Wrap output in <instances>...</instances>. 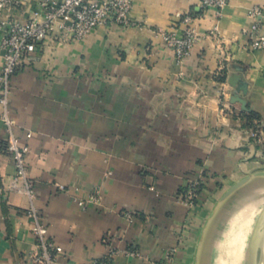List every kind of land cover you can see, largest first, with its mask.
<instances>
[{
	"label": "crops",
	"instance_id": "crops-1",
	"mask_svg": "<svg viewBox=\"0 0 264 264\" xmlns=\"http://www.w3.org/2000/svg\"><path fill=\"white\" fill-rule=\"evenodd\" d=\"M24 1L6 15L26 21L34 1ZM254 4L264 0H227L217 14L201 11L199 0H133V21L178 34L182 13L200 14L198 39L179 64L153 29L139 25L99 26L69 42L47 39L21 60L10 77L8 109L18 142L29 147L25 163L55 264H93L110 252L114 264H149L172 249L171 264H209L215 226L261 178L224 200L223 193L264 170V49L246 46ZM259 19L264 32V10ZM232 73L247 82L240 93L247 111L229 102ZM243 112L259 117L257 141ZM6 139L0 119V264H32L28 199L6 189L15 170ZM199 171L204 186L188 209L179 197ZM95 188L100 204L80 208L75 199ZM239 204L232 219L247 211ZM128 247L142 258L125 255Z\"/></svg>",
	"mask_w": 264,
	"mask_h": 264
},
{
	"label": "built area",
	"instance_id": "built-area-1",
	"mask_svg": "<svg viewBox=\"0 0 264 264\" xmlns=\"http://www.w3.org/2000/svg\"><path fill=\"white\" fill-rule=\"evenodd\" d=\"M34 6L26 21H19L6 15L11 8L24 5V0H0V119L7 132V147L14 160L15 175L9 182L10 189L23 192L29 201L27 215L33 221V236L36 250L32 254L35 264H55L57 252L54 243L48 236V228L41 221L39 211L35 205V190L33 182L28 178L25 167V155L29 152L27 145L20 144L14 134V120L8 109V100L11 93L10 77L21 60L35 51L47 39L59 42L79 40L91 33L99 26L130 27L140 25L131 18L133 0H33ZM227 0H199L201 11L212 8L218 14L226 5ZM264 6L252 5L247 10L251 22L248 30L247 49L251 51L264 49V32L261 24ZM185 13L181 19L183 32L176 33L173 29L159 27L156 34L163 43L172 51L175 62L179 64L191 51L198 39L195 31L194 20L199 17ZM217 32L215 25L208 34ZM252 134H254L252 132ZM29 135V134H28ZM192 187V185H190ZM61 190L65 185L58 186ZM194 187V185H193ZM150 189H153L152 187ZM194 193L187 190L179 197V202L191 206ZM77 205L84 209L88 206L98 205L101 202L99 189H93L87 196L76 198ZM125 216L132 218V213L126 211ZM168 251L163 260H150L149 264H171L172 253ZM125 255L137 259L142 258L137 248H126ZM93 264H114L111 252L96 259ZM139 264H142L141 262Z\"/></svg>",
	"mask_w": 264,
	"mask_h": 264
},
{
	"label": "rangeland",
	"instance_id": "rangeland-1",
	"mask_svg": "<svg viewBox=\"0 0 264 264\" xmlns=\"http://www.w3.org/2000/svg\"><path fill=\"white\" fill-rule=\"evenodd\" d=\"M184 15L185 13L181 14V19ZM139 26L141 27L144 26V28L150 27L155 32L159 27H161V26H156V25H148V22H145V21H141ZM226 111H228V109ZM258 130H259L258 128H253V129L250 128L249 137L257 141L258 136H259ZM252 132L254 134H252ZM4 149L8 151V153L11 155L12 160H13V156L11 152L8 150L6 142L4 143ZM13 164H14V160H13ZM25 167H26V163H25ZM14 169H15V166H14ZM26 171H27L28 178L33 182V186H34L35 185L34 179L30 176L27 167H26ZM14 175H15V170H14V173L9 177V179L6 182V189L8 191H14L17 193H21L27 198V196L23 192L18 191L16 189L9 188V182L14 177ZM204 175L205 174L203 172L199 171V174L197 176L195 175L187 179V183L183 188L182 194L186 193L187 190H191V194L193 195L195 193L196 196L195 195L193 196V203L191 206L188 207V206L183 205L184 207L191 209L193 206L196 205V202L198 201V198H199L200 190L204 186L203 184V182L205 181ZM190 185H192V187ZM34 190H35V187H34ZM63 190L60 189V191H63ZM239 203L242 204L241 206H243V208L245 206L244 210H247V211L240 213L241 216L239 217V219H234V218L232 219L231 212H233L235 208L237 209V206L240 205ZM260 204L261 206H264V178H261L260 180H256L252 182L251 184H249L248 186H246L242 190V192L238 194V201L237 202L234 201L233 203H231V205L229 206L228 213L223 215L222 218L217 223V225L215 226L212 235H210L212 251L208 253L209 264H254L253 255H254V248L257 242V229L259 225V219H260L259 216L261 212V211L260 212L255 211V208H259ZM252 206L253 207L255 206V207L253 208ZM28 208H29V201H28V206L25 210L26 215H27ZM246 231H247V234H246ZM32 233H33V228H32ZM244 237H245V241H244L245 245L243 244L240 252H238L237 256L235 257V254H236L235 250L236 248L238 249L240 242L243 240L242 238ZM237 238L239 241L237 240ZM247 245L249 246V254L247 256L246 263H243V257L245 256L244 251H247V248H248ZM34 252L35 250L29 254L30 262L32 264H35L33 262V257H32V254ZM233 253H235L234 256H233Z\"/></svg>",
	"mask_w": 264,
	"mask_h": 264
},
{
	"label": "water",
	"instance_id": "water-1",
	"mask_svg": "<svg viewBox=\"0 0 264 264\" xmlns=\"http://www.w3.org/2000/svg\"><path fill=\"white\" fill-rule=\"evenodd\" d=\"M228 83L229 85L234 89L229 97L230 103H239L240 108L244 111H247L248 108L246 106V101L243 97H241L240 93L243 95L247 92V82L243 79H241V75L239 73H232L228 77ZM264 178V170L257 171L251 176H245L241 178L240 180L236 181L234 184H232L222 195V200L228 198L231 196L234 192H236L238 189L246 185L251 179L254 178ZM259 225L257 229V242L254 248V255H253V263L259 264L261 260V255L263 252L264 256V246L261 249L260 247V239L264 240V206L260 212L259 216Z\"/></svg>",
	"mask_w": 264,
	"mask_h": 264
},
{
	"label": "bare ground",
	"instance_id": "bare-ground-1",
	"mask_svg": "<svg viewBox=\"0 0 264 264\" xmlns=\"http://www.w3.org/2000/svg\"><path fill=\"white\" fill-rule=\"evenodd\" d=\"M253 220V219H252ZM250 232V231H249ZM246 234H247V231H246ZM246 234H245V236H246ZM243 240L240 242V245H239V247H238V249L236 248V254L235 253H233V256H234V254H235V257L237 256V254H238V252H240V250H241V248H242V246H243V244L245 245V243H244V241H245V237L244 238H242ZM237 240H238V238H237ZM239 241V240H238ZM238 245V244H237ZM248 246V245H247ZM246 246V247H247ZM263 246H264V240H262V239H260V247H261V249L263 248ZM237 247V246H236ZM238 250V251H237ZM246 250V249H245ZM232 251V250H231ZM234 251V252H235ZM245 252V256L243 257V263H246V261H247V256H248V254H249V246H248V248H247V251H244ZM231 254H232V252H231ZM234 257V258H235ZM232 258V257H231ZM229 263H230V261H229ZM259 264H264V256H263V252H262V255H261V260H260V262H259Z\"/></svg>",
	"mask_w": 264,
	"mask_h": 264
},
{
	"label": "trees",
	"instance_id": "trees-1",
	"mask_svg": "<svg viewBox=\"0 0 264 264\" xmlns=\"http://www.w3.org/2000/svg\"><path fill=\"white\" fill-rule=\"evenodd\" d=\"M225 78V76L223 75L222 77H220L221 80H223ZM242 116L244 118H246V120L248 121V126L249 128L253 129V128H258V120H259V117L258 115H256L255 113L253 112H249V113H245L243 112L242 113Z\"/></svg>",
	"mask_w": 264,
	"mask_h": 264
}]
</instances>
